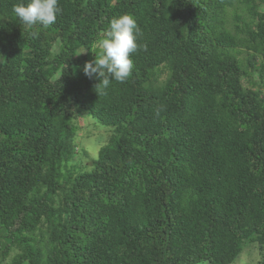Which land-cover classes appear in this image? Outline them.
I'll return each mask as SVG.
<instances>
[{
    "label": "trees",
    "instance_id": "trees-1",
    "mask_svg": "<svg viewBox=\"0 0 264 264\" xmlns=\"http://www.w3.org/2000/svg\"><path fill=\"white\" fill-rule=\"evenodd\" d=\"M18 2L0 0V264H264V0H58L48 27ZM124 13L134 67L96 87L83 52ZM85 115L109 137L76 166Z\"/></svg>",
    "mask_w": 264,
    "mask_h": 264
},
{
    "label": "clouds",
    "instance_id": "clouds-1",
    "mask_svg": "<svg viewBox=\"0 0 264 264\" xmlns=\"http://www.w3.org/2000/svg\"><path fill=\"white\" fill-rule=\"evenodd\" d=\"M58 0H24L13 6L16 17L26 26L48 27L56 23L61 13ZM140 29L136 19L129 13L113 17L105 37L99 42L101 51L95 59L84 64L83 72L89 79L96 78L107 89L111 82H124L134 67L131 55L138 48L137 36Z\"/></svg>",
    "mask_w": 264,
    "mask_h": 264
},
{
    "label": "rangeland",
    "instance_id": "rangeland-1",
    "mask_svg": "<svg viewBox=\"0 0 264 264\" xmlns=\"http://www.w3.org/2000/svg\"><path fill=\"white\" fill-rule=\"evenodd\" d=\"M92 52H94V49L89 51H84L83 55L87 61H91L95 58L93 56ZM86 118L80 119L77 124H79V127H81V131H79V139L77 140V143L79 144V147L76 148V153L78 155L74 156L72 164L76 166H86L90 163L89 156L97 157V154L99 150L107 143V139L109 137L108 129L104 127L102 124L98 123L97 121L89 118L88 115H85ZM86 151L89 156L88 158H83L79 154V150ZM259 260V256L256 254V250L252 249L251 252H244L241 255L240 260L238 261L239 264H255ZM202 264H208V263H202Z\"/></svg>",
    "mask_w": 264,
    "mask_h": 264
}]
</instances>
